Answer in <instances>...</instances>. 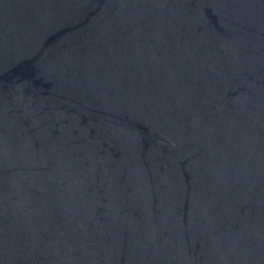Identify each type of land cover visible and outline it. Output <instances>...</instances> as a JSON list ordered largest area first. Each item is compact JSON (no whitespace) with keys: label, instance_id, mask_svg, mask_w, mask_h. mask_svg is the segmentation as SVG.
<instances>
[{"label":"water","instance_id":"water-1","mask_svg":"<svg viewBox=\"0 0 264 264\" xmlns=\"http://www.w3.org/2000/svg\"><path fill=\"white\" fill-rule=\"evenodd\" d=\"M0 264H264V0H0Z\"/></svg>","mask_w":264,"mask_h":264}]
</instances>
